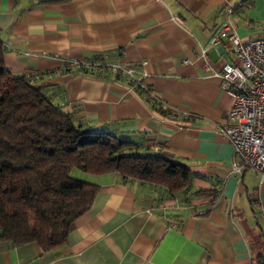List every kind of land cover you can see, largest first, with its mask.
<instances>
[{"label":"crops","instance_id":"crops-1","mask_svg":"<svg viewBox=\"0 0 264 264\" xmlns=\"http://www.w3.org/2000/svg\"><path fill=\"white\" fill-rule=\"evenodd\" d=\"M228 8L241 40L264 39V0H0L12 73H40L37 83L77 123L166 153L194 174L185 194L170 196L72 169L98 191L65 245L42 251L0 240V264H254L264 248V177L231 170L239 158L221 128L233 98L215 73L235 58L226 40L209 44ZM70 61L135 68L158 101Z\"/></svg>","mask_w":264,"mask_h":264},{"label":"trees","instance_id":"trees-1","mask_svg":"<svg viewBox=\"0 0 264 264\" xmlns=\"http://www.w3.org/2000/svg\"><path fill=\"white\" fill-rule=\"evenodd\" d=\"M4 52L0 41V240L33 242L42 251L63 247L98 191L73 177L72 169L114 173L123 184L146 182L170 196L189 190L194 174L187 167L166 153H142L131 140L77 123L37 83L36 73H12ZM80 71L120 79L109 70ZM154 107L165 114L159 103ZM254 264H264V248Z\"/></svg>","mask_w":264,"mask_h":264},{"label":"built area","instance_id":"built-area-1","mask_svg":"<svg viewBox=\"0 0 264 264\" xmlns=\"http://www.w3.org/2000/svg\"><path fill=\"white\" fill-rule=\"evenodd\" d=\"M231 14L232 9L228 8L224 21L209 42L211 46H216L226 40L235 58L233 63H225L222 70L215 73L220 79L221 89L233 98L221 131L232 145L234 155L239 158V163L233 164L232 172L240 176L246 170L264 177V39L241 40L232 24ZM199 56L203 61L202 67L208 70L210 59L207 48H201ZM183 63L187 64L188 60ZM145 64V61L141 62V65ZM69 65L88 71L119 73V78L127 84L143 90L150 102L158 101L140 82L135 68L80 61H70ZM41 76L40 73L35 74L36 78Z\"/></svg>","mask_w":264,"mask_h":264}]
</instances>
